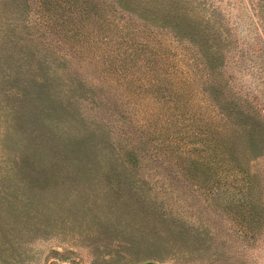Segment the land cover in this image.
I'll return each instance as SVG.
<instances>
[{"label":"rangeland","instance_id":"374dc122","mask_svg":"<svg viewBox=\"0 0 264 264\" xmlns=\"http://www.w3.org/2000/svg\"><path fill=\"white\" fill-rule=\"evenodd\" d=\"M129 7L132 11L123 10L118 20L128 19L161 44L175 46V56L187 52V46L161 21H180L181 26L192 20L203 47H212L223 59L212 77L221 95L218 84L213 98L198 84L191 96L199 107L182 118L164 90L158 102L146 93L135 109L121 97L116 104L99 102L94 82L92 98L74 99L63 80L86 77L88 63L78 61L76 50L55 34L57 25L34 0H0V264H264V146L255 156L240 146L243 157L228 160L237 170L190 163L183 180L169 174L162 190L156 176L167 175L165 161L145 155L127 166L109 141L89 136L127 106L126 119L141 121L146 109L158 125L174 119L188 138L191 121L201 119L199 108L205 114L218 112L215 101L223 97L250 119L264 120V0H130ZM42 72L43 81H32ZM105 90L112 91L107 85ZM73 136L87 138L89 151L96 144L93 152L100 163H94L90 179L66 165L57 169L55 182L32 190L36 185L29 184L27 174L32 154L39 155L38 168L48 169L49 157L56 160L60 145ZM110 167L120 178L115 189L116 183L110 186L105 178ZM140 173L154 180L150 189ZM216 176L225 182L211 183ZM151 191L168 197L164 209L149 197ZM3 194L18 200L10 202L14 215ZM27 197L36 211L26 216L22 202ZM131 236L134 242L125 244Z\"/></svg>","mask_w":264,"mask_h":264},{"label":"trees","instance_id":"16d2710c","mask_svg":"<svg viewBox=\"0 0 264 264\" xmlns=\"http://www.w3.org/2000/svg\"><path fill=\"white\" fill-rule=\"evenodd\" d=\"M34 2L41 11H45L44 16L51 24L57 25L54 32L61 40L68 43L67 48L76 50L78 61L83 60L84 63H88V65L85 63L84 68L87 78L75 74L72 79L63 80V89H67L74 99H85L89 96L92 98L94 87L92 82H94L101 92L98 97L99 102L109 103V99H112V103L116 104L117 99L121 97L128 101L129 108L135 109L146 93L150 92L153 101L158 102L157 95L164 90L163 92L167 93L165 100H172L173 108L178 110L177 113L182 118L184 115L190 116L187 112H195L199 107L191 96L198 84L204 87L202 92L211 95V98L214 97L218 84V93L221 95V86L212 77L213 72L219 70L218 68L223 64V59L217 50L208 46L203 47L198 34L200 29L192 20H188V23L183 20L185 23L181 26L176 24L180 21H166V19L161 21L162 26L171 31L176 41L187 46V52L182 51L184 54L175 56L178 55L175 46L161 44L159 38H152L154 33L151 31L142 33V29L128 19L118 20L123 10L132 11L129 7L130 0H34ZM53 15L57 16V19ZM42 76H44L43 72L35 74L32 76V81L40 83L43 81ZM143 82H146L145 85ZM104 85L112 91H102ZM219 100L215 101L218 112L205 114L199 108L201 119L191 121L193 135L188 138L180 133V128L174 124V119L169 121L163 119L164 123L158 125L157 117L153 119V114L146 109H143L145 111L143 114L149 113L151 117L145 119L142 114L141 121H138L137 117H134L133 121L126 119L127 106L124 110H120L114 119L111 116L107 119L106 128L96 127L95 130L90 131L89 136L109 141L110 146L127 166L136 165L145 155L152 161H157L159 158L165 161L167 175L163 173L156 176L157 181L160 182L159 186L165 190L168 186L169 174L182 179L191 165L200 166L202 169L224 168L225 170L231 166L236 169L228 160L243 157L239 152L240 146L246 145L244 150L254 156L263 148L264 120L250 119L231 99L223 97V100ZM64 110H67L66 107ZM132 113L134 114L133 111ZM90 146L91 143L89 144L85 137L79 139L75 136L67 137V140L60 145V153L55 155L57 159L49 157L52 166L48 169L38 168L36 164L41 163L39 155L32 154L34 160L28 163L30 169L27 170L28 181L31 182L29 184L36 185L32 190L39 185L55 182L57 169L66 165L90 179L94 163L95 165L100 163L95 159L93 152L96 144L92 143L91 151H89ZM232 154L233 157H230ZM115 171L110 167L109 172L105 174L109 185L112 182L116 183L115 186L112 185L113 189L118 187L117 183L120 180L119 176H114ZM38 174L41 178L37 180ZM138 178L148 189L153 186L154 180L151 182L142 173ZM127 179L131 180L129 177ZM225 180L216 176L212 178L211 183L225 182ZM201 183H205L204 179ZM2 196L9 201H6L9 205L10 202L18 203L14 196H4V194ZM137 197L139 198L137 201L143 202L140 196ZM149 197L154 201L158 199L161 208L164 203L168 204L166 195L154 194L151 191ZM162 198L164 201L161 200ZM22 206H26L23 208L26 216L36 211L28 197L24 198ZM12 208L13 205L10 208L11 215ZM155 237L159 239L162 236L155 235ZM133 238L131 236L125 239V244H132ZM148 238L149 235H141L139 239ZM127 254L130 255L129 252Z\"/></svg>","mask_w":264,"mask_h":264},{"label":"water","instance_id":"95a60500","mask_svg":"<svg viewBox=\"0 0 264 264\" xmlns=\"http://www.w3.org/2000/svg\"><path fill=\"white\" fill-rule=\"evenodd\" d=\"M145 264H167L165 262L162 261H153V260H146L144 261Z\"/></svg>","mask_w":264,"mask_h":264}]
</instances>
